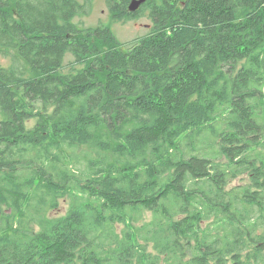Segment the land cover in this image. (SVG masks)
Masks as SVG:
<instances>
[{
	"label": "trees",
	"instance_id": "16d2710c",
	"mask_svg": "<svg viewBox=\"0 0 264 264\" xmlns=\"http://www.w3.org/2000/svg\"><path fill=\"white\" fill-rule=\"evenodd\" d=\"M91 1L0 0V264H264V0Z\"/></svg>",
	"mask_w": 264,
	"mask_h": 264
},
{
	"label": "rangeland",
	"instance_id": "374dc122",
	"mask_svg": "<svg viewBox=\"0 0 264 264\" xmlns=\"http://www.w3.org/2000/svg\"><path fill=\"white\" fill-rule=\"evenodd\" d=\"M83 3L82 1H80ZM73 23L80 28H95L98 26H107L110 28L114 37L122 44H126L135 40L138 37L146 35L152 27V22L146 17H140L134 21L124 23H114L111 20L110 13L106 6L105 0H92L87 13H78ZM125 49V47H122ZM73 57L67 53L64 57V63L72 61ZM9 60L0 57V67H7ZM1 119V116H0ZM35 120H30L26 123V127L32 128L35 125ZM248 184L247 177H238L233 181L232 186L237 184ZM66 204L64 201L59 202L58 210L51 213V215H63L66 212ZM151 219L150 213H144L142 223L148 222ZM141 225L137 224L136 226ZM120 230V227L118 228Z\"/></svg>",
	"mask_w": 264,
	"mask_h": 264
},
{
	"label": "water",
	"instance_id": "95a60500",
	"mask_svg": "<svg viewBox=\"0 0 264 264\" xmlns=\"http://www.w3.org/2000/svg\"><path fill=\"white\" fill-rule=\"evenodd\" d=\"M147 0H132L131 3L129 4V11L130 12H135L138 10L140 6H142Z\"/></svg>",
	"mask_w": 264,
	"mask_h": 264
}]
</instances>
